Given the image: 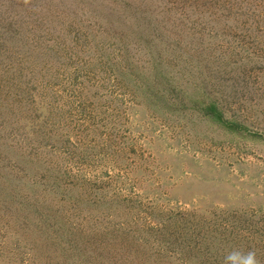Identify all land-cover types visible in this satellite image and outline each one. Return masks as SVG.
I'll use <instances>...</instances> for the list:
<instances>
[{"label":"rangeland","instance_id":"1","mask_svg":"<svg viewBox=\"0 0 264 264\" xmlns=\"http://www.w3.org/2000/svg\"><path fill=\"white\" fill-rule=\"evenodd\" d=\"M0 40V264H264V0H0Z\"/></svg>","mask_w":264,"mask_h":264},{"label":"clouds","instance_id":"2","mask_svg":"<svg viewBox=\"0 0 264 264\" xmlns=\"http://www.w3.org/2000/svg\"><path fill=\"white\" fill-rule=\"evenodd\" d=\"M222 264H260V260L255 250L232 247L224 252Z\"/></svg>","mask_w":264,"mask_h":264},{"label":"trees","instance_id":"3","mask_svg":"<svg viewBox=\"0 0 264 264\" xmlns=\"http://www.w3.org/2000/svg\"><path fill=\"white\" fill-rule=\"evenodd\" d=\"M5 38V40L7 41V39H6V37H4ZM2 44H1V40H0V46H1Z\"/></svg>","mask_w":264,"mask_h":264}]
</instances>
